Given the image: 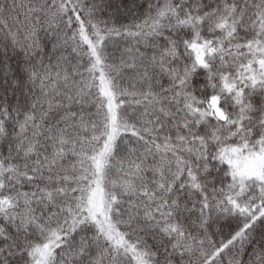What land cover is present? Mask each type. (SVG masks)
I'll use <instances>...</instances> for the list:
<instances>
[{"label":"snow or ice","instance_id":"1","mask_svg":"<svg viewBox=\"0 0 264 264\" xmlns=\"http://www.w3.org/2000/svg\"><path fill=\"white\" fill-rule=\"evenodd\" d=\"M0 264H264V0H0Z\"/></svg>","mask_w":264,"mask_h":264}]
</instances>
